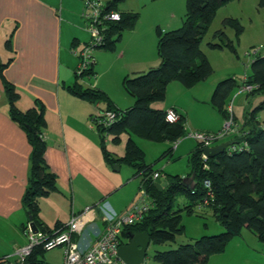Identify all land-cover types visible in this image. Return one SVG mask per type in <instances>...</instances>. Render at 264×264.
Wrapping results in <instances>:
<instances>
[{"label": "trees", "instance_id": "16d2710c", "mask_svg": "<svg viewBox=\"0 0 264 264\" xmlns=\"http://www.w3.org/2000/svg\"><path fill=\"white\" fill-rule=\"evenodd\" d=\"M118 1L108 3L107 12L117 11ZM233 1L235 0H187V13L182 27L171 31L157 30L159 66L123 80L125 90L134 98L131 108L117 110L105 92L85 88L79 82L68 87L75 97L90 104L105 103L108 107L105 112L117 114V120L107 127L97 123L100 116L93 119L101 139L104 159L112 166L124 164L134 168L136 176L141 178L140 189L146 191L152 202L143 221L126 227L122 232L123 237L146 233L151 239L150 245L174 243L177 236L182 235L185 230L182 224L183 212L195 215L198 206L210 208L216 221L223 227L224 231L219 235L203 236L193 244L181 245L175 250L157 251L153 259L159 264H208L212 256L224 253L234 239L242 236L244 229L252 231L264 244V126L259 125L257 116L258 111L264 110V101L246 117L240 136L235 134L229 141L238 147L247 143L244 150L233 152L229 147L223 154L208 159L204 157V147L198 143L189 155L192 171L188 179H192V187L187 184L188 179L169 176L163 181L167 187L159 190L155 183L161 178H153L158 172H153L151 167L145 165V155L131 137L122 158L114 157L105 146L108 136H112L113 141L118 143L123 133L149 141L172 143H177L187 135L185 115L172 108L180 119L177 123L170 124L166 120L168 110L154 109L152 105L166 99L170 83L179 82L186 88H193L214 74L201 46L218 11ZM259 7L264 8V0L259 1ZM121 16L120 22L109 24L107 43L99 50H114L123 33L135 28L138 14L122 13ZM226 28L235 30L238 37L243 32L238 20L228 18L224 21V28L216 31L214 35L218 42H210L208 47L213 50L227 48L236 53L233 42L225 33ZM10 43V40L7 41V47L11 46ZM96 64L95 59V63L82 76L77 75L76 71L77 78L80 80L83 77L96 76ZM7 67L8 64H1L0 79L9 106V116L26 133L32 148L29 187L23 198L24 206L38 229L52 237L53 234L39 219V201L57 191V177L45 160L46 111L38 101L35 107L27 111L18 108L21 96L4 76ZM250 69L252 74L244 81V87L254 86L255 90L248 95H264V56L255 54ZM235 86V79H226L216 86L211 98L212 107L228 121L232 117L226 107ZM173 151L170 149L164 156L172 155ZM181 194L189 202L185 207L174 210L177 197ZM25 230L28 231V227ZM122 236L121 245H125L127 242L122 241ZM44 253L42 249H36L28 259V264H37L38 254L44 256ZM6 258L0 259V263Z\"/></svg>", "mask_w": 264, "mask_h": 264}, {"label": "crops", "instance_id": "0c3cea01", "mask_svg": "<svg viewBox=\"0 0 264 264\" xmlns=\"http://www.w3.org/2000/svg\"><path fill=\"white\" fill-rule=\"evenodd\" d=\"M102 1L107 5L117 0ZM124 1H118L117 11L138 14L139 19L133 30L123 33L114 50H105L113 53L114 61H111L108 74L114 82L102 81L103 73H98L101 65L95 58L96 78L86 83L76 75L79 60L76 48L83 40L86 25L81 16L82 0H0V66L8 64L4 76L20 93L18 108L21 111L35 107L37 101L46 111L45 160L57 177V191L39 201V219L53 235L63 231L73 215L87 207L106 203L117 213H122L132 200V196L124 201L117 196L126 182H131V173L123 177L113 176V166L104 159L101 139L93 123L94 118L107 110V104L87 103L72 95L68 87L79 82L85 88L105 92L115 109L131 108L134 101L117 100L118 95H113L112 86L125 77H135L159 66L156 32L158 29L171 31L182 27L187 0H152L150 4L146 0H132L129 5ZM148 5L152 8L145 10ZM228 18L232 17H226L224 21ZM9 40L11 46L7 47ZM83 42L86 45L89 41ZM201 49L209 58L202 46ZM209 79L196 86L199 87L198 93L214 90V84H207ZM153 108H176L184 115L176 106ZM176 148L179 149L175 147L174 150ZM31 155L32 148L26 133L9 116L0 79V221L14 227L18 234L13 240L12 251L4 254V258L28 244L25 228L30 225L31 215L25 209L23 198L29 187ZM119 168L122 170L123 167ZM135 173L134 177H138ZM60 198L71 202L69 221V214L61 215L53 207ZM101 230L99 217L75 241L86 248L96 241ZM202 234L206 232L197 236ZM208 264H264V244L252 231L244 229L242 236L234 239L224 253L212 256Z\"/></svg>", "mask_w": 264, "mask_h": 264}, {"label": "rangeland", "instance_id": "374dc122", "mask_svg": "<svg viewBox=\"0 0 264 264\" xmlns=\"http://www.w3.org/2000/svg\"><path fill=\"white\" fill-rule=\"evenodd\" d=\"M125 1L126 5L132 4V0ZM146 1L150 4L152 0ZM259 1L260 0H235L225 6L216 16L202 43V48L209 55L208 59L214 70V74L208 80L207 84H210V86L214 84L215 90L216 86L226 79L233 78L236 80V86L231 93L226 109L230 113L233 121V130L231 132L239 135L242 133L241 130L245 124L246 117L254 112L260 105L262 99H264L263 94L249 96L244 92V81L252 74L250 64L254 57L253 54L256 52L264 56V8L259 7ZM151 8V5H148L145 10H150ZM226 17H232L238 20L243 29L239 37L232 28L225 29L226 35L236 48V53L231 52L227 48L213 50L208 47V43L218 42V39H215L214 35L216 31L224 28L223 21ZM82 36L83 40L80 44L81 46L79 45V47L76 48L79 52L85 46L83 41L88 42L90 40L86 25H84ZM93 53V56L98 59L101 65L100 70L98 69V73H103L102 81L114 82V78L111 80L110 74H108L109 66L111 67L112 64L111 61H114L113 53L106 52L105 50H95ZM79 62L80 59L78 60V66ZM115 69L118 68L115 67ZM93 78H96V76L83 77L81 79L87 83L90 79L93 81ZM120 81L121 83H119ZM196 86L193 88H186L179 82H172L168 86L166 99L163 102L154 103L152 105V108L160 107L162 109H167L169 106H176L180 108L182 113L186 116L187 135L178 141L177 144L172 142L149 141L136 135L130 136L128 133H123L120 135V141L118 143L113 141L112 136H108L105 142L108 152L117 155V158H122V156L125 155L127 141L131 137L136 145L143 151L145 155V165L151 167L153 172L160 173L162 182L165 181L163 178L169 176H179L187 179L192 171L189 165V155L198 145V141L193 138L192 135L197 133L218 134L225 131V127L229 123V121L211 105V98L214 90L211 93V90L201 91L202 93L200 94L198 93L199 87ZM112 92L113 95H118L117 100L126 99L127 101H134V98L125 90L122 79L116 81V85L112 86ZM122 105L123 107L125 106L123 103ZM257 116L259 125L264 126V110L258 111ZM233 133L230 134L231 137H233ZM230 135L225 137L222 141L214 143L213 146L223 142L225 143L226 140L229 141L231 138ZM175 147H179V149L176 148L174 150ZM170 149L174 150L173 154L164 156ZM121 166L123 168L122 170L120 169L119 172L115 170L116 165L112 167L113 176L123 177L131 173V182H126V185L117 196L121 201L132 196V200L129 204L131 207L140 202L143 198V192L140 190L141 178L134 177V173L136 172L134 168L124 164H121ZM135 181L136 183L134 184L133 182ZM191 181L192 179L187 181V184L192 187L194 184ZM188 202L189 200L184 194L179 195L174 210L185 207ZM54 206L61 215L69 214L67 220L69 221L71 217L70 214H72L70 213L72 210L70 200L66 201L60 198L53 207ZM196 212L197 214L195 215H188L183 212L182 224L185 226V230L182 235L177 236L174 243L149 246L145 264H159L153 259L157 251L165 252L175 250L181 245L193 244L203 236H215L224 231L223 227L216 221L210 208L198 206L196 207ZM218 228H220V230ZM19 230L20 229H18V232ZM204 232H206V234H202L203 236H197ZM16 235L18 234L16 230L14 231V227L0 221V259L4 258V254H8L12 251L14 244L13 240L16 238ZM122 241L128 242L127 238L123 236ZM63 254L64 250L62 248L45 252L44 256L38 254L37 264H63ZM10 256H7V259Z\"/></svg>", "mask_w": 264, "mask_h": 264}, {"label": "built area", "instance_id": "2783aa9c", "mask_svg": "<svg viewBox=\"0 0 264 264\" xmlns=\"http://www.w3.org/2000/svg\"><path fill=\"white\" fill-rule=\"evenodd\" d=\"M83 13L82 18L85 21L86 29L90 34L89 42L78 52L80 59L77 69V75L82 76L95 63L93 52L99 50L107 43V30L109 24L121 21V13L117 11L107 12V5L102 0H82ZM255 54H257L255 52ZM253 54V55H255ZM255 90L254 86L244 87V92L250 94ZM118 116L115 112H104L96 121L100 125L110 126ZM180 117L174 109L167 111L166 120L170 124H175ZM233 130L232 119L225 127V131L218 134H193L198 143L204 148L213 147V144L228 137ZM177 144V143H176ZM247 143L238 147L232 145L231 150L242 151L247 147ZM206 158V156L204 155ZM155 180L161 178L160 173L153 175ZM209 186V183H207ZM143 192V198L137 204L129 206L124 212L117 213L106 203L87 207L83 212L73 215L66 228L48 237L44 232L35 233L30 225L28 226V244L16 250L15 254L6 258L0 264H28L29 259L36 249H42L45 252L57 248L64 250L63 264H124L119 259L118 253L121 245V235L126 227L134 226L143 221L151 209L152 202L148 198L146 191ZM149 200V201H148ZM100 215V216H99ZM100 217L102 230L97 234L96 241L86 248H82L75 241L76 237L84 234L87 228ZM38 228V227H37Z\"/></svg>", "mask_w": 264, "mask_h": 264}, {"label": "water", "instance_id": "95a60500", "mask_svg": "<svg viewBox=\"0 0 264 264\" xmlns=\"http://www.w3.org/2000/svg\"><path fill=\"white\" fill-rule=\"evenodd\" d=\"M232 144L225 142L223 144L208 147L203 149V154L208 159H214L217 156L223 154ZM116 171H120L118 165L115 167ZM155 186L162 190L167 187V184H163L161 180L156 181ZM30 227L37 233L39 230L36 224L33 222V218L30 217ZM127 244L122 245L119 249V259L124 264H145L147 258V251L151 244V239L146 233L129 234L127 236Z\"/></svg>", "mask_w": 264, "mask_h": 264}]
</instances>
